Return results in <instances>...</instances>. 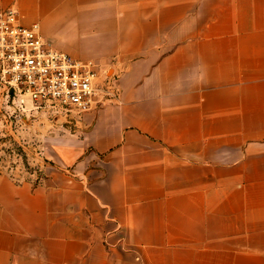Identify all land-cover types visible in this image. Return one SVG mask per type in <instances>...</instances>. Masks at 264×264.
Here are the masks:
<instances>
[{"label":"crops","instance_id":"0c3cea01","mask_svg":"<svg viewBox=\"0 0 264 264\" xmlns=\"http://www.w3.org/2000/svg\"><path fill=\"white\" fill-rule=\"evenodd\" d=\"M10 7L119 98L87 116L78 173L1 179L0 264H264V0Z\"/></svg>","mask_w":264,"mask_h":264},{"label":"built area","instance_id":"2783aa9c","mask_svg":"<svg viewBox=\"0 0 264 264\" xmlns=\"http://www.w3.org/2000/svg\"><path fill=\"white\" fill-rule=\"evenodd\" d=\"M0 87L20 105L50 103L77 113L104 99L96 64L57 50L13 7L0 10Z\"/></svg>","mask_w":264,"mask_h":264},{"label":"rangeland","instance_id":"374dc122","mask_svg":"<svg viewBox=\"0 0 264 264\" xmlns=\"http://www.w3.org/2000/svg\"><path fill=\"white\" fill-rule=\"evenodd\" d=\"M94 63L104 99L89 112L77 113L50 103L20 105L0 87V181L6 178L17 185L37 186L56 169L79 172L69 163L83 150L87 116L119 98L117 76Z\"/></svg>","mask_w":264,"mask_h":264}]
</instances>
